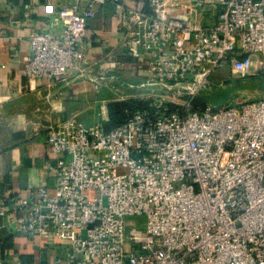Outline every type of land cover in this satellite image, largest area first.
<instances>
[{"label":"built area","instance_id":"obj_1","mask_svg":"<svg viewBox=\"0 0 264 264\" xmlns=\"http://www.w3.org/2000/svg\"><path fill=\"white\" fill-rule=\"evenodd\" d=\"M108 1L126 53L147 65L117 90L163 92L111 129L108 101L93 126L73 118L49 125L54 192L0 193V217L68 241L69 264H264V97L194 103L222 66L239 78L264 71V60L254 67L264 55V0H215L212 23L207 0H46L51 15L31 33L24 71L31 90L87 73L88 24ZM34 10L28 4L25 16ZM142 214L143 228L126 220Z\"/></svg>","mask_w":264,"mask_h":264},{"label":"crops","instance_id":"obj_2","mask_svg":"<svg viewBox=\"0 0 264 264\" xmlns=\"http://www.w3.org/2000/svg\"><path fill=\"white\" fill-rule=\"evenodd\" d=\"M137 1L126 4L133 7ZM213 1L207 0L203 10L207 23L217 15ZM28 4L35 7L29 18ZM115 13V4L108 1L89 21L84 50L92 65L85 75L65 81L45 78L31 90L24 74L33 54L30 36L45 29L51 12L46 0H0V193L13 190L28 195L40 185L54 192L57 157L47 143L49 125L68 118L97 123L101 103L111 99L113 78L124 77L128 65L138 63L126 53ZM8 206L19 209L17 201ZM0 221L6 222L0 230V259L5 264H69L68 241L32 236L9 225L6 217Z\"/></svg>","mask_w":264,"mask_h":264},{"label":"rangeland","instance_id":"obj_3","mask_svg":"<svg viewBox=\"0 0 264 264\" xmlns=\"http://www.w3.org/2000/svg\"><path fill=\"white\" fill-rule=\"evenodd\" d=\"M258 59L264 60V55L255 57L254 67L258 66ZM135 62L138 63H130V65H128L124 77H121L118 80L116 78H113V92H109L110 95L108 94V97L111 96V98L114 99H122L123 97L120 96H136L142 97L149 102L153 95H157L163 92L162 89L157 87H152L150 91L146 93L147 95L136 91L124 90V92L121 93L115 90V85H118L120 83L122 84L123 81L128 82V80H138L145 75L144 73L147 65L145 63L141 65L142 62L136 60ZM257 68L258 70H256V74L244 78H239L233 76L230 66L225 65L220 67L210 75L206 83L201 88L198 97H196L195 99V105L204 106L206 102H208L216 107H225L230 104H237L241 101L249 99H259L264 97V71L259 67ZM106 101H109L108 98H106ZM95 195L96 191H91V196L95 197ZM126 220L128 222L134 223L137 227L143 228L146 223V216L144 214L131 215L128 216ZM130 226L131 225H129V227Z\"/></svg>","mask_w":264,"mask_h":264},{"label":"trees","instance_id":"obj_4","mask_svg":"<svg viewBox=\"0 0 264 264\" xmlns=\"http://www.w3.org/2000/svg\"><path fill=\"white\" fill-rule=\"evenodd\" d=\"M148 100L142 97L129 96L122 99L111 98L108 101L110 119L105 123L107 129L125 122L135 111L144 108Z\"/></svg>","mask_w":264,"mask_h":264}]
</instances>
